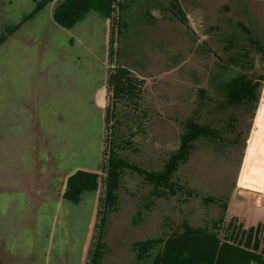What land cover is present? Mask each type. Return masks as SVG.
<instances>
[{"label": "rangeland", "instance_id": "obj_1", "mask_svg": "<svg viewBox=\"0 0 264 264\" xmlns=\"http://www.w3.org/2000/svg\"><path fill=\"white\" fill-rule=\"evenodd\" d=\"M61 2L54 0L34 14L33 0H0V36L15 26L19 28L0 45V235L10 244L12 230L22 225L28 211L27 202L37 194L35 188L26 197L13 190L22 183H33L37 161L45 167L61 162L71 176L100 168L108 132L99 99L110 73L118 66L146 79L142 100L151 113L147 135L142 132L136 139L139 151L129 150L125 156L139 162L144 151L143 160L153 169H160L178 147L186 120L212 123L221 129L225 123L232 124L234 115L220 105L218 82L213 81L214 71H219L215 53L226 57L225 50L230 52L227 55L250 51L252 61L245 70L264 75V53L245 42L247 34L235 25H246L264 46V0H180L195 32L191 35L166 15L167 1L120 0L121 9L114 14L119 35L113 52L108 49L109 20L90 11L74 27L62 28L53 17ZM263 104L264 82L254 119L249 113H235L239 121L233 122L236 132L224 134L230 143L226 142L219 152L205 141L197 144L174 179L192 196L184 190L175 196L163 194L148 213L143 208L149 207V201L143 202L147 186L140 176L126 172L122 192L130 199L125 201L126 206L119 203L116 214L105 215L101 240L108 245L107 251L104 249L105 264L134 261L131 244L123 248L118 240L126 243L124 239L137 234L134 226L125 231L123 228L124 221L136 220L126 216L129 209L132 213L141 210L146 217L148 213L155 223V234L151 235L157 237L184 221L194 226L212 225L223 209L204 203L208 197L229 203L228 219L238 209L258 213L264 193L242 186V180L247 154L252 148L264 150V140L255 133L263 127L257 123L264 117ZM131 125L120 119L119 136L128 137ZM114 126L116 129L117 122ZM258 154L253 153L257 159ZM95 195L85 194L76 207L74 264L87 259L92 243Z\"/></svg>", "mask_w": 264, "mask_h": 264}, {"label": "trees", "instance_id": "obj_2", "mask_svg": "<svg viewBox=\"0 0 264 264\" xmlns=\"http://www.w3.org/2000/svg\"><path fill=\"white\" fill-rule=\"evenodd\" d=\"M36 10L54 0H33ZM161 3L162 0H154ZM168 5L164 8L166 15L178 22V26L191 35L194 30L189 25L187 13L180 0H164ZM105 5V8H102ZM121 9L120 0H62L54 11V21L62 28L70 29L86 17L88 12L96 11L103 18L109 20V51L116 43V26L118 20L115 17L117 10ZM146 14H151L146 11ZM26 16L23 22H25ZM247 35L245 42L255 47L258 53H264V46L254 38L253 33L243 23H235ZM15 26L4 36H0V45L8 34L19 28ZM225 56L215 53L219 59L218 73L214 71L213 81L218 82V94L222 105L228 112L241 116L249 113L253 120L259 105L264 75L257 76L254 72L246 71L252 58L251 52L230 53L225 50ZM240 68V69H239ZM215 69V70H216ZM216 73V74H215ZM107 88L100 97L99 102L104 110L105 131L107 137L103 141V161L98 172L78 171L67 180L64 196L72 202H79L84 192L96 191L103 184L105 187L103 196L100 197L97 223L94 227L92 243L86 264H103L105 256V244H102L105 215L114 211L117 202L116 190L121 178V171L130 165L119 157L117 148L119 143L115 130V114L117 106L121 102L133 100L136 93L141 91L144 80L133 74L128 68L118 66L108 77ZM236 113V114H235ZM225 123L223 128H216L212 123H201L195 119L184 122V131L180 135L178 147L166 160L161 171L147 174V178L156 189V196L163 194L175 196L183 190L187 195L192 192L178 185L174 179L180 167L188 162L197 144L205 141L213 150L224 148L225 143H230L224 134H234L236 127ZM234 126V127H233ZM228 128V130H225ZM225 130V131H224ZM236 140V139H235ZM232 144V142H231ZM204 203L219 205L223 212L212 225L194 226L184 221L181 226L171 229L156 239L137 242L134 244L136 252V264H264V200L261 202L258 213H249L244 209L236 210L228 219L230 211L228 202H221L218 198H204ZM107 217V215H106Z\"/></svg>", "mask_w": 264, "mask_h": 264}, {"label": "crops", "instance_id": "obj_3", "mask_svg": "<svg viewBox=\"0 0 264 264\" xmlns=\"http://www.w3.org/2000/svg\"><path fill=\"white\" fill-rule=\"evenodd\" d=\"M138 77L146 82L145 78L141 76ZM144 95L145 83L143 89L136 93V97L133 100L126 102L123 101L117 106V111L115 114V122H117V127L115 130L119 143L117 152L119 157L126 161L130 167L124 168L121 171V178L116 190L117 205L114 211H112V214H116L119 210V203L122 206H126L125 201L128 200L127 198H129H125L126 196L124 197L122 192L124 176L128 171L140 176L142 184L147 186V196H145L143 202L149 201V207L146 208L147 206L143 205V208L148 213H150L152 211L151 207L154 206L158 198L156 196L157 193L155 186L149 181L147 174L161 171L166 160L169 158L172 152H174L172 151L168 158L164 160L160 169L151 168L149 166V162L143 160V157L146 156V152L143 154L144 151L142 152V161L139 162L132 161L130 158L125 156L126 152L129 150L135 152L139 151L136 144L138 140L136 139L138 138L139 134H146V131L149 128L148 124L151 122V113L149 110H147L144 100H142ZM120 119L127 122V125L132 124L128 128V130H130L128 137H122L124 136L123 134L122 136H119L117 129L119 128ZM257 123L263 127L260 128V131L256 130L255 133L260 140H264V134H261L262 131L264 132V124L260 123L259 121ZM124 127L126 128L125 125ZM255 151L259 153L258 159L253 155ZM246 158V166H244L243 169L244 176L242 180V186L264 193V150L252 148V150L247 154ZM37 162L38 164H35L36 167H34L32 175L33 183H27L29 186L25 183H22L21 185L15 187L16 190H13L14 192H20L19 194L22 196L25 195L26 197L33 191V188H35L37 189V194L35 197L30 198V200L27 202L28 211L26 215H24L22 225L12 230L13 239H11L13 242L11 244L8 243V241L5 242L0 235V264H74L73 258L75 257L77 248L76 207L84 200L85 194L96 192L94 198V211L96 208V217L94 226H92L90 230V235L92 234L93 236L94 227L97 223L100 197L101 195L104 197V185L102 184L101 188L96 191L84 192L79 202L75 203L69 201L65 198L64 193L66 190L67 180L71 174H68V172L66 173L62 163L54 162L52 163L53 167H45L41 165L43 162ZM50 164L51 163H49V165ZM45 170H47V173L44 172ZM86 172L95 173L98 172V169L96 171ZM165 199L169 198L165 197ZM148 213L146 217V214H144V212L141 210H137L135 213H132V210L129 209L126 216L128 217L129 215H132L133 217H136V220L134 222H131V220H128L127 222L124 221L125 227L123 228L125 231L128 230L129 226H134L136 227L137 234L134 235L132 239H124L126 243H123V239H118L120 242H122V245H125L123 248H129L127 244H131L130 249H133L134 244L137 242L156 239L161 236L160 235L157 237L156 235H151V233L155 234V223ZM142 231L144 233L141 235ZM105 246V250L107 251V243H105ZM90 247L87 251V259L89 256ZM87 259L84 257V260L81 264H86ZM103 264H105L104 259ZM132 264H136V252Z\"/></svg>", "mask_w": 264, "mask_h": 264}, {"label": "bare ground", "instance_id": "obj_4", "mask_svg": "<svg viewBox=\"0 0 264 264\" xmlns=\"http://www.w3.org/2000/svg\"><path fill=\"white\" fill-rule=\"evenodd\" d=\"M262 113H264V104H263V108H262ZM259 122L264 124V117H260Z\"/></svg>", "mask_w": 264, "mask_h": 264}]
</instances>
